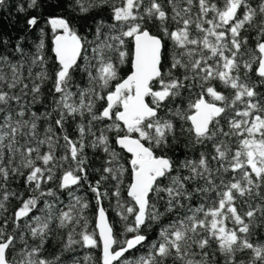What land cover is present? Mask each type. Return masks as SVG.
<instances>
[{"label": "snow or ice", "instance_id": "snow-or-ice-1", "mask_svg": "<svg viewBox=\"0 0 264 264\" xmlns=\"http://www.w3.org/2000/svg\"><path fill=\"white\" fill-rule=\"evenodd\" d=\"M15 10L19 30H0V264L78 248L95 264H264V0Z\"/></svg>", "mask_w": 264, "mask_h": 264}, {"label": "trees", "instance_id": "trees-1", "mask_svg": "<svg viewBox=\"0 0 264 264\" xmlns=\"http://www.w3.org/2000/svg\"><path fill=\"white\" fill-rule=\"evenodd\" d=\"M20 0H7V6L0 10V30H3L5 33H13L15 34L19 29L17 27L18 23L22 20V16L18 14L15 10L17 3ZM35 38V33L32 34L31 39ZM127 65L124 66L125 70L127 69ZM177 155L182 156V153H177ZM81 195H85L87 198H91V193H85L82 191ZM15 201L12 202L15 205ZM94 205V201H92ZM105 207L107 209V214L109 216L110 222L113 223L115 231L119 234L122 231V226L119 223L118 217L115 216L114 212L112 211L111 207L108 206V202L105 201ZM89 219H90V228L89 230H94V213L92 212L91 208L89 210ZM59 236H56L55 239L52 241V244H56L58 246ZM144 250L141 249L140 252H137L136 255L141 254ZM99 249H77L74 253H65L64 255V264H73V259L79 260L80 264H83V257L85 255H91L92 260L95 264L98 261L99 257Z\"/></svg>", "mask_w": 264, "mask_h": 264}]
</instances>
